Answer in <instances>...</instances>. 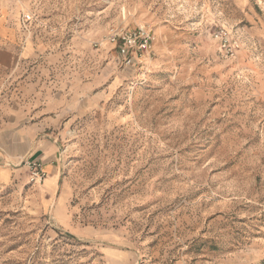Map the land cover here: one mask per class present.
<instances>
[{
    "label": "rangeland",
    "instance_id": "obj_1",
    "mask_svg": "<svg viewBox=\"0 0 264 264\" xmlns=\"http://www.w3.org/2000/svg\"><path fill=\"white\" fill-rule=\"evenodd\" d=\"M0 35V264H264V0H0Z\"/></svg>",
    "mask_w": 264,
    "mask_h": 264
},
{
    "label": "crops",
    "instance_id": "obj_2",
    "mask_svg": "<svg viewBox=\"0 0 264 264\" xmlns=\"http://www.w3.org/2000/svg\"><path fill=\"white\" fill-rule=\"evenodd\" d=\"M4 38V35H0V74L12 69L15 63L14 53L17 44L16 40H5ZM1 104L4 108L5 103L0 102V108ZM10 105L8 103L5 109L10 110ZM16 115L14 112H0V163L6 157L9 159L16 158L18 150H22L25 147L23 143L25 130L22 128L18 130L16 121H14ZM32 157H34L32 162L41 165V169L46 175V185L51 186L48 195L54 197L59 192L60 181V176L56 172L54 161L47 160L44 156L41 157V154H37V150L29 155V159Z\"/></svg>",
    "mask_w": 264,
    "mask_h": 264
},
{
    "label": "built area",
    "instance_id": "obj_3",
    "mask_svg": "<svg viewBox=\"0 0 264 264\" xmlns=\"http://www.w3.org/2000/svg\"><path fill=\"white\" fill-rule=\"evenodd\" d=\"M33 16L28 13L24 16L23 23L30 24ZM216 38L223 41L227 45V38L224 31L217 32ZM153 40L152 31L146 28H138L135 30H122L114 28L109 31L105 37V43L114 45L120 50V55L124 58L133 53L147 54L150 50ZM102 45V44H101ZM31 174L30 181L33 184L41 183L45 178V173L41 169V165L36 162L29 163Z\"/></svg>",
    "mask_w": 264,
    "mask_h": 264
}]
</instances>
